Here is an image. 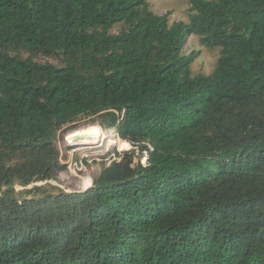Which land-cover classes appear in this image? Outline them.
Wrapping results in <instances>:
<instances>
[{
  "label": "trees",
  "instance_id": "obj_1",
  "mask_svg": "<svg viewBox=\"0 0 264 264\" xmlns=\"http://www.w3.org/2000/svg\"><path fill=\"white\" fill-rule=\"evenodd\" d=\"M191 34L220 47L209 74ZM81 115L148 163L114 152L89 187L21 199ZM0 264H264V0H189L171 23L147 0H0Z\"/></svg>",
  "mask_w": 264,
  "mask_h": 264
},
{
  "label": "rangeland",
  "instance_id": "obj_2",
  "mask_svg": "<svg viewBox=\"0 0 264 264\" xmlns=\"http://www.w3.org/2000/svg\"><path fill=\"white\" fill-rule=\"evenodd\" d=\"M149 8L157 14H167L168 22L181 20L188 22L189 0H147ZM119 25L111 28L112 32H118ZM195 52L193 59L189 64L191 74L204 73L209 74L213 71L217 58L220 53L219 46L207 47L200 43L197 35L191 34L186 37L183 45V53L189 54ZM15 54L16 52H9ZM22 57L29 55L28 52H18ZM34 59L40 62L60 63V57L35 55ZM86 130V129H89ZM95 128V130H94ZM74 131H80L81 134L91 133L93 140L97 142H88L87 137L83 140L71 141L69 135ZM85 131V132H84ZM78 141V142H77ZM81 141V142H79ZM83 141V142H82ZM87 141V142H84ZM118 137L114 128L105 129L99 124L97 115H81L71 123L62 127L58 132L55 145L59 152L60 164L63 169L56 172L54 179L50 178L44 181H34L26 186L15 184V189L20 196L33 197L36 194L24 193V190L34 185L42 184L47 190L56 191L54 187H59L66 192H74L89 187L90 181L100 171L103 163L110 162L115 156L114 152H121L130 148V142ZM82 162V164L80 163ZM144 163H148L144 161Z\"/></svg>",
  "mask_w": 264,
  "mask_h": 264
},
{
  "label": "built area",
  "instance_id": "obj_3",
  "mask_svg": "<svg viewBox=\"0 0 264 264\" xmlns=\"http://www.w3.org/2000/svg\"><path fill=\"white\" fill-rule=\"evenodd\" d=\"M129 147L135 149V154L136 155H140L139 160H140L141 164H145L144 161H147L149 151L153 150V147L151 146L150 143H147V146L145 148H143L141 151H139V148H138L137 144H132L131 143V145ZM80 163L82 164V162H80Z\"/></svg>",
  "mask_w": 264,
  "mask_h": 264
},
{
  "label": "bare ground",
  "instance_id": "obj_4",
  "mask_svg": "<svg viewBox=\"0 0 264 264\" xmlns=\"http://www.w3.org/2000/svg\"><path fill=\"white\" fill-rule=\"evenodd\" d=\"M86 130H89L90 131V128L89 129H86ZM94 130H95V128H94ZM91 133L89 134V133L86 132L85 135H84V134H81L80 131H74L73 133H71L69 135L68 139L70 138L71 141H75V140H79V139L83 140L84 139L83 137L86 136V134H87V137L85 139H87L88 142H91V143L92 142L93 143L94 142H97V140H93L94 137H92ZM79 142H81V141H79ZM84 142H87V141H84ZM126 144L128 145L129 143L126 142Z\"/></svg>",
  "mask_w": 264,
  "mask_h": 264
},
{
  "label": "clouds",
  "instance_id": "obj_5",
  "mask_svg": "<svg viewBox=\"0 0 264 264\" xmlns=\"http://www.w3.org/2000/svg\"><path fill=\"white\" fill-rule=\"evenodd\" d=\"M127 142H128V141H127ZM127 149H129V148H127ZM91 182H92V181H90V184H89V185H91ZM84 189H85V188H84Z\"/></svg>",
  "mask_w": 264,
  "mask_h": 264
}]
</instances>
